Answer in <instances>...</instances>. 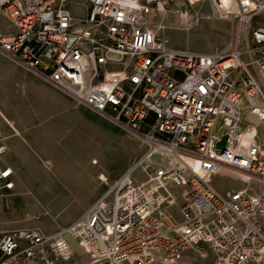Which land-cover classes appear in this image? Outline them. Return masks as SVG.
Instances as JSON below:
<instances>
[{"label":"built area","instance_id":"obj_1","mask_svg":"<svg viewBox=\"0 0 264 264\" xmlns=\"http://www.w3.org/2000/svg\"><path fill=\"white\" fill-rule=\"evenodd\" d=\"M213 3L237 9L241 36L226 53L161 38L150 22L161 0H0V52L145 149L69 226L0 232V264L70 262L69 236L84 264H264V0ZM8 151L0 138V192L15 186ZM225 168L239 188L214 185Z\"/></svg>","mask_w":264,"mask_h":264},{"label":"rangeland","instance_id":"obj_2","mask_svg":"<svg viewBox=\"0 0 264 264\" xmlns=\"http://www.w3.org/2000/svg\"><path fill=\"white\" fill-rule=\"evenodd\" d=\"M72 1L80 6L81 0ZM161 1L166 9L150 22L173 47L226 53L241 36L234 4L227 14L217 11L213 0ZM7 29L3 21V31ZM245 46L243 39L241 48ZM28 82L31 77L0 52V138L8 144L7 162L15 170L14 188L0 192V232L39 227L50 234L83 215L145 149L133 130L76 107L59 91L45 87L39 94ZM242 116L246 118L247 112ZM256 120L250 116V121ZM100 173L108 182L100 179ZM134 176L144 178L143 171L138 169ZM213 183L225 192L239 188L242 178L228 172L215 176ZM169 213L182 218L176 206ZM69 242L74 258L64 264L86 263V251L70 236ZM212 262L198 260V264Z\"/></svg>","mask_w":264,"mask_h":264},{"label":"crops","instance_id":"obj_3","mask_svg":"<svg viewBox=\"0 0 264 264\" xmlns=\"http://www.w3.org/2000/svg\"><path fill=\"white\" fill-rule=\"evenodd\" d=\"M15 63V62H14ZM16 64V63H15ZM19 68L23 69L22 67H20L18 64H16ZM25 71V73L31 77V82H28V84H31L32 85V89H36V92L38 91V93L40 94L42 89L47 87V88H50L51 90H54L56 92H58L59 90L55 89L54 87H52L51 85L43 82L42 80H40L38 77H36L34 74L26 71L25 69H23ZM35 91V90H34ZM60 92V91H59ZM62 93V92H61ZM64 94V93H62ZM65 95V94H64ZM67 96V95H66ZM6 143V142H5ZM8 145V144H7ZM9 152V151H8ZM7 155L8 153L6 154L5 156V160L7 162ZM52 162V161H51ZM8 165H11L13 167L12 164H10L9 162H7ZM68 167H71V166H68ZM14 169V167H13ZM228 172H233V173H236L237 175H239L241 177V175L237 172V171H234V170H231V169H228V168H225L223 171H222V174L224 175L225 173H228ZM15 170H14V174H13V180H14V183H15Z\"/></svg>","mask_w":264,"mask_h":264},{"label":"water","instance_id":"obj_4","mask_svg":"<svg viewBox=\"0 0 264 264\" xmlns=\"http://www.w3.org/2000/svg\"><path fill=\"white\" fill-rule=\"evenodd\" d=\"M227 138H228L227 136H224V138L222 139V141H220V142L218 143V146H219L220 148H225Z\"/></svg>","mask_w":264,"mask_h":264},{"label":"bare ground","instance_id":"obj_5","mask_svg":"<svg viewBox=\"0 0 264 264\" xmlns=\"http://www.w3.org/2000/svg\"><path fill=\"white\" fill-rule=\"evenodd\" d=\"M64 169H65V167H64ZM80 170V169H79ZM86 170V169H85ZM77 171V170H76Z\"/></svg>","mask_w":264,"mask_h":264}]
</instances>
